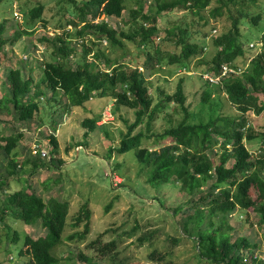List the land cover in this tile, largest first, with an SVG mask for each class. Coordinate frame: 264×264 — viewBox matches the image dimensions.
<instances>
[{"label":"trees","instance_id":"16d2710c","mask_svg":"<svg viewBox=\"0 0 264 264\" xmlns=\"http://www.w3.org/2000/svg\"><path fill=\"white\" fill-rule=\"evenodd\" d=\"M2 1L0 0V4ZM59 1L71 4L72 13L75 16L78 14L76 18H70L67 22L76 29L82 24L77 30L78 37H81L79 41L84 47L81 56L75 63L71 60L77 56L78 50L77 45L72 44L74 34L69 33V29L64 28L63 31L66 32H57L55 36L42 35L39 41L45 52L50 51L51 56L48 59H38L40 79L35 80L31 73L24 71L28 63L26 60L23 62L24 68H9L4 73L3 83L7 91L0 97V113L3 111L10 113L8 102H12L17 113L16 119L30 126L32 122L40 119L41 101H47L51 105V101L56 102L59 92L65 100V110L71 107H84L86 102L96 97L114 98V112L121 106L134 109L135 120L129 123L123 118V121L129 123L127 132L117 148H110L109 157L114 150L119 153L135 151L136 159L141 165V173L147 174V183L153 188L172 185L190 195V209L186 216L185 213L182 216V233L195 240L202 259L211 264H264V254L256 255L250 252V255H246L245 252L252 247V241L239 233H236L233 239L230 232L233 228L229 224V218L237 208L245 211L248 217L251 212H258L261 215V222L264 223V151L254 156L245 143V140L260 136L264 150V131L255 133L247 117L251 109L258 115L264 112V100L258 102L259 94L264 97V49L251 58L242 75H231L222 83L221 89L225 91L227 100L238 106L239 114L225 113L221 109L217 112L213 109L207 120L200 118L192 122L191 118L195 115L186 104L184 78H180L177 90L173 94L165 95V99H160L154 104L151 81L148 80V73L145 70H150L151 74L167 65L172 67L170 71L174 74L175 64L183 66L186 70L191 68L195 57L203 55L206 51L204 42L206 32L202 37V43H198V40L189 39L190 33L187 28L175 25L166 28L162 38L159 36L158 15L165 10L186 7L191 10L192 15H199L198 23H202L204 28L209 25L204 11L211 6L212 0H153L152 8L148 5L147 9L143 0H132L136 2V6L129 11L130 27L127 30L121 29L122 26L114 27L107 20L108 17L123 15L126 0H83L81 4L78 0ZM219 1H223L225 5L229 3L235 5L238 14L233 15L231 12L232 23L226 32L220 35L210 34L215 37L213 44L216 52L205 62L208 63L206 72L218 73L221 64L236 63L238 57L246 56L244 42L241 40L245 27L242 20L249 17V12L245 10L244 0ZM219 9L216 8L215 13H221ZM44 10L45 6L39 4L31 8L28 14L35 20L42 17ZM261 20V13L252 16L254 24H259ZM6 24V21L0 23V53L3 55V48L8 41L14 42L23 34L33 33L31 30H17V36L12 39L5 36ZM44 25L47 27L46 20ZM211 27L210 31L216 28L215 25ZM198 31L202 30L195 29L193 34ZM90 32L99 38V48L94 50L92 60H89L88 54L93 48L85 41L86 34ZM157 35L164 45L173 44L175 48L181 46V50L177 52L175 49L174 52L168 53L162 42L154 43ZM259 38L264 39V30ZM126 41L137 43L144 53L135 56V60H132L133 65L119 64L108 54L117 48L124 49ZM36 45L38 46L35 44L34 48H37ZM150 46L154 48L153 51L149 49ZM102 57L106 59L105 68H102L99 62ZM208 84L218 85L210 82ZM160 91L161 94H165L163 89ZM210 99L211 92L205 90L202 101L214 108L215 104H211ZM171 104L175 106V113L176 107L181 109L183 117L176 124L165 128L163 132L156 133L154 141L145 145V141L154 135L143 131L134 133V129L145 122L150 131L158 113L164 112ZM101 118L102 113H99L83 120L84 127L88 128L84 133L85 137L97 129L103 130L107 137L111 136L107 125H98ZM26 135L27 133L20 129L11 134L0 132V151L10 162L7 170L0 173V190L4 193L0 206V230L3 229L7 235L13 231V225L9 222L11 218L21 220L27 225L41 223L43 234L24 235V247L18 251L16 264H61L62 260L69 259L56 254L57 249L66 241L64 232L68 225L69 202L55 196L46 201L30 185H28L30 190L23 187L12 191L8 177L31 162L32 172H35L41 166L59 167L64 160L58 156L59 142L54 134L50 138L51 157L48 161L32 152L31 155L22 157L19 143ZM164 139L170 141L161 143ZM79 145L82 146V143L79 142ZM208 183L210 184L206 187ZM140 185L145 188L143 183ZM254 191L258 193L256 197ZM181 209L182 205H179L173 208V211L179 213ZM91 217L92 210L89 202L85 201L71 222L75 229L82 224L83 228L76 229L67 239L82 242L90 232ZM13 233L12 238L18 242L20 234L16 230ZM139 239L141 242L144 240L142 237ZM88 248L93 250L94 254L85 253L83 250L77 254L78 259L86 264L104 263L105 258L110 260V264H124L117 259L115 240L105 243L98 237L87 245ZM3 249L0 248V251ZM157 253L161 260L165 258L164 253L155 250L152 253L154 259ZM14 258L9 257L8 260Z\"/></svg>","mask_w":264,"mask_h":264},{"label":"rangeland","instance_id":"374dc122","mask_svg":"<svg viewBox=\"0 0 264 264\" xmlns=\"http://www.w3.org/2000/svg\"><path fill=\"white\" fill-rule=\"evenodd\" d=\"M79 4L83 0H78ZM145 9L152 8L153 0H143ZM43 4L45 6L44 13L41 18L31 19L28 11ZM245 10L249 12V17L244 18L242 22L245 24L242 30V41L246 50V56L238 57L236 63L240 66L249 65L251 57L258 53L256 49L250 47V42L257 41L261 37L264 30V0H244ZM136 6V2L126 0V9L121 17H108L107 20L114 27L121 29H129V11ZM220 8V12L215 13V9ZM230 8V10H229ZM73 6L67 2L59 0H3L0 4V23L7 22V31L5 36L14 38L17 36L16 31L31 30L32 34H23L22 37L14 42L8 41L3 48L2 60L0 61V97L7 91L3 83L5 72L12 67H23V62L27 63L25 72L31 73L35 80L40 78V69L37 67L38 59H48L50 51L45 52L44 46L39 39L44 34L50 36L56 35L57 32H66L63 29H69L72 36V44L77 45V56L71 60L79 58L83 51V46L79 40L77 29L70 25L67 20L77 17L72 13ZM190 9L186 7H176L163 11L158 16V25L160 27L159 36L163 38L166 28L180 25L187 28L192 41L198 40L202 43V37L206 32L204 39L208 49L202 55L195 57L190 65V69L185 70L179 64L173 65L176 68L174 74H171V68L167 65L162 66L159 71L150 74L148 80L151 81V96L154 97V104L160 99H165L167 94H173L177 90V84L180 78H184V91L186 94V104L190 107V111L195 117L191 121H198L200 118L207 120L209 113L214 109H219L225 113L239 114L238 106L227 100L226 93L221 89V85H209L208 81L203 77L209 59L215 54L214 33L211 25H215L218 35L226 32L232 23L231 12L233 15L238 14L235 5L212 0L211 6L204 11V15L209 20V25L202 28L199 15H192ZM15 12H18L16 17ZM215 13V15H214ZM262 14V20L259 24L252 22V16ZM47 22V27L44 25ZM99 21L101 19H98ZM128 22V24H125ZM194 23V24H193ZM198 31L196 34L194 30ZM68 31V30H67ZM178 33V30H176ZM215 33V34H216ZM211 34V35H210ZM157 35L154 43L162 42ZM85 41L92 46L93 51L88 54L89 60L94 59V50L99 48V38L94 33L86 34ZM95 41V42H94ZM94 42V44H92ZM38 44L37 48H34ZM105 44V42H104ZM168 53L179 52L181 46L175 48L173 44L164 45ZM151 51L154 50L150 46ZM109 57L118 61L119 64L133 65L132 60L135 56L144 53L139 49L137 43L126 41L125 48H117L113 52H108ZM142 59V58H141ZM71 61V62H72ZM102 68L107 67L104 57L99 61ZM115 63V62H114ZM157 67V65L155 64ZM225 80H223L224 82ZM161 89L165 94H161ZM211 92L210 103L215 104L214 108L210 104H204L202 94L204 91ZM62 93L57 95L56 102L41 101V116L39 121L32 122L30 126L20 123L17 120V113L12 102H8L11 112L3 111L0 113V132L11 134L18 129L27 133L26 138L19 143V149L22 157L31 155V147L34 144H40L51 148V135L57 136L59 142L58 156L64 160L59 167L52 165L41 166L35 172L33 163L22 166L19 172L9 175L10 189L12 191L20 190L28 185L35 188L47 201L50 197L55 196L62 201L69 202L68 225L65 229L64 236L66 241L57 249L56 254L66 256L61 264H86V262L78 259L77 254L80 250L85 253H93V250L87 249V245L98 237L105 243L115 240L118 253L117 259L124 264H211L202 259L198 253L196 242L187 234L182 233V216H186L190 209V195L181 192L179 187L172 185H163L155 189L147 183V174L141 173V165L136 159L135 151L127 153L112 152L109 157L110 148H117L123 135L127 132V125L135 120L134 109L125 106L119 107L115 112L114 98H94L86 102L84 107H71L64 109L65 100ZM256 95V94H255ZM264 100L259 94L258 102ZM58 102V103H57ZM56 104V105H54ZM174 104V103H172ZM170 105L166 107L164 112L158 113L157 118L152 122L150 131L147 124L143 122L134 129V133L143 131L146 134L154 135L151 139L145 141V145L154 141L155 134L163 132L165 128L176 124L182 117L179 107ZM44 106L45 108H43ZM102 113L101 120L98 125L108 127L111 136L107 137L103 130L97 129L89 133L87 137L84 133L88 128L84 127L83 120L94 115ZM168 113L170 115H168ZM200 113V116L198 114ZM42 117V118H41ZM249 125L252 126L255 133L264 131V112L256 114L254 109L247 113ZM128 120V124L123 121ZM262 138L256 137L252 140H245L248 149L254 156L263 153L261 145ZM169 139L161 140V143H168ZM82 143V146L79 145ZM47 158L45 161H48ZM9 160L0 151V173L5 172L9 166ZM119 167V168H118ZM121 171L123 174H120ZM109 177V178H108ZM145 186L142 187L140 184ZM210 183L206 187L209 186ZM30 190L31 188L28 187ZM258 193L254 191L256 197ZM4 199V193L0 190V206ZM88 201L92 210L90 232L82 242L70 241L67 239L76 229H82L83 224L78 228L71 226L73 216L79 210L83 202ZM182 205L179 213H174L173 208ZM261 215L258 212H251L248 217L246 212L237 208L229 218V224L232 230L231 236L235 239V234L239 233L247 236L252 241V247L246 251V255L250 252L264 254V223L261 222ZM217 219V218H216ZM11 218L9 222L13 225V231L16 230L20 234V238L15 241L13 231L9 235L2 229L0 230V264H16L18 261V251L24 247V235H41L44 229L41 223L35 225L23 224L24 222ZM144 238L143 242L139 238ZM23 239V240H22ZM157 250L165 254V258L161 260L159 253L154 259L152 253ZM89 251V252H88ZM14 260H8V258ZM104 263L110 264V260L104 259ZM20 261V260H19Z\"/></svg>","mask_w":264,"mask_h":264},{"label":"built area","instance_id":"2783aa9c","mask_svg":"<svg viewBox=\"0 0 264 264\" xmlns=\"http://www.w3.org/2000/svg\"><path fill=\"white\" fill-rule=\"evenodd\" d=\"M15 15L18 16V12H15ZM213 31L216 33L217 29H214ZM104 42L106 43V41ZM249 45L252 49H256L259 53L264 49V39L259 38L257 41L250 42ZM247 66L243 67L237 63H223L218 73L207 71L203 74V77L210 83L219 84L223 79L230 77L231 75L242 74L246 70ZM31 152L35 155L41 156L42 158L47 159L51 157L50 149L40 144H34L31 148Z\"/></svg>","mask_w":264,"mask_h":264},{"label":"crops","instance_id":"0c3cea01","mask_svg":"<svg viewBox=\"0 0 264 264\" xmlns=\"http://www.w3.org/2000/svg\"><path fill=\"white\" fill-rule=\"evenodd\" d=\"M222 65V64H221ZM243 74V73H242ZM242 74H240V75H242ZM226 79V78H225ZM225 79H223V80H225ZM223 80L218 84L219 86L221 85L222 86V83H223Z\"/></svg>","mask_w":264,"mask_h":264},{"label":"clouds","instance_id":"9594fccd","mask_svg":"<svg viewBox=\"0 0 264 264\" xmlns=\"http://www.w3.org/2000/svg\"><path fill=\"white\" fill-rule=\"evenodd\" d=\"M215 29H217V28H215ZM213 30H214V29H213ZM212 34H215V33H212ZM205 47H206V50H207V49H208V46L206 45ZM184 69H185V68H184ZM185 70H186V69H185Z\"/></svg>","mask_w":264,"mask_h":264}]
</instances>
